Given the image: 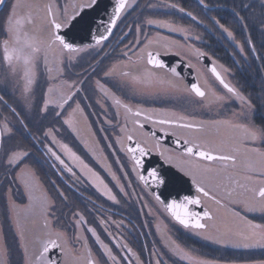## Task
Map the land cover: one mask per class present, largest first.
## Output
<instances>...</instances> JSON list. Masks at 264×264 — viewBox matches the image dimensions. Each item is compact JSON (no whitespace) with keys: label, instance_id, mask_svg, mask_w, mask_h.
<instances>
[{"label":"snow or ice","instance_id":"obj_1","mask_svg":"<svg viewBox=\"0 0 264 264\" xmlns=\"http://www.w3.org/2000/svg\"><path fill=\"white\" fill-rule=\"evenodd\" d=\"M198 2L203 5V0ZM134 6L135 0H109L108 4L104 3V0H75L71 13H68L65 6L48 3L43 6L44 16L38 17L31 10V6L23 4L22 0H11V3L9 0H0V9H8L7 14L0 19V28L3 29L4 37L0 39V67L4 69V72L0 73V181H8L19 193L17 199L21 203L12 200L9 211L14 215L17 234L22 241L21 247L25 253L23 264H67L65 260L56 261L49 257L48 254L52 248L60 249L63 255L74 259L78 264H133L127 256L118 255L119 252L130 253L136 257L137 264H145V261L140 258L141 253L134 251L122 237L118 238L109 232L107 235L112 243H106L95 227H89L86 231L95 238L98 250V255H94L87 235H83L80 231L88 224V220L79 210H73L70 213L71 221L77 229L75 233L69 235L67 231H57L52 220L56 200L44 187V182L34 167V164L43 165L47 161L58 178L62 179L66 174H70L69 179L73 183L82 182V176L99 196L106 197L108 201L117 205L121 203V199L131 198L132 193L135 192V189L131 192L126 190L131 187V181L123 180L122 182L121 179L127 177L129 172L121 171L120 175H117L116 172L109 171L112 180L116 181L113 187L117 191H113V187L109 186L99 172L85 163L69 143H65L57 136V133L61 131L57 127L59 123L74 139L78 140L81 135V119L83 118L87 123V114L84 109L89 105L82 107L80 101L76 99L77 94L85 90L81 86L85 85L89 78L87 72L83 78L70 82L68 79L62 80L65 76L77 75L71 72L76 54L86 53L95 48L103 50L102 46L113 36L114 29L118 26L117 22L122 19V16L129 14ZM203 6L207 7V5ZM23 7H28L29 11L21 15L18 10ZM163 7L184 13L194 21L198 20L193 13L186 11L178 4L165 3ZM57 9H59V15H56ZM238 19L243 21L245 18L238 17ZM143 23L159 25L182 36L190 33L189 28L176 25L174 21L145 18ZM199 23L203 22L199 21ZM214 23L223 30L227 38L235 42L243 53L244 44L235 40L233 30L221 24L219 20L214 19ZM261 25L264 30V21H261ZM194 38L201 39L199 35ZM85 41L90 42L85 43ZM134 43L139 44L140 41L137 40ZM152 43L148 41L139 55L134 53L135 60L128 56V52L132 49L126 45L127 51L124 55L127 60L117 61L103 69L102 78L94 81V87L89 95L81 97L85 100L92 98L93 102L99 105L100 114L97 119L102 118L103 123L98 131H105L104 124L119 130L122 135H116L114 143L120 145V151L125 152L130 160L129 171L135 173L145 187L151 188L155 201L163 205L169 213L170 223L175 222L183 229L190 230L208 240H215L219 244H233L235 247L244 248L264 247V223H255L247 219L250 213H258L260 218L264 219V186L258 189H245L250 192V196L233 201L234 204L240 205L241 211L245 213L243 216L240 212L233 213L234 216L239 217L245 227L237 229L234 234L230 230L226 231L220 237L208 235L213 227L208 221H213L215 215L207 207L201 211L196 210L194 206L201 205L199 195L196 197L185 195L183 199L179 198V194L177 198L163 197V191L174 190L183 176L189 177L199 193L218 205L221 202L215 195L210 194V189L222 190L223 194L232 197L235 189L224 184L221 179L224 169L213 165L216 162L235 165L237 155L232 153L239 152L240 147L248 141L264 142V95L256 97V102L250 96H244L238 88L226 82L225 74L233 75L231 70L223 68L224 74H222L217 64L210 62V72L222 86L221 90H226L232 97H237L242 102L240 111L232 112L231 117L225 120L203 121L197 120L194 115L155 120L144 108L125 102L123 97L135 98L146 95L143 85L152 82L166 83L169 88L179 94H190L194 104L203 105L211 96L210 103H214L220 112H223L228 97L218 94L207 82L203 86L199 82L183 84L182 69L178 71L177 67L167 65L162 59L161 51H147ZM245 43L250 41L246 40ZM251 48L254 51L255 45L251 44ZM53 50L58 51L59 55H55ZM195 54L198 58L207 59V54L199 49ZM165 69L172 75V78L167 81L160 80L158 75V70ZM96 71L92 68L93 75ZM53 72L55 76L50 75ZM104 78L109 79L112 87L102 82ZM41 80L45 84L43 90L40 89ZM61 80L62 87L67 91H58L52 86L51 81ZM117 93H121L122 96H118ZM190 96L183 95L182 98L187 100ZM73 104L75 107H72ZM109 108L112 109L111 119L107 115ZM146 124L175 126L193 135L178 137L175 144L180 151L178 155H172L170 150L162 147L154 131H144ZM221 124L241 134L237 146L231 148L228 154H224L226 148L224 144L213 143L203 135L210 126ZM32 129L36 131L33 132ZM89 134L93 137L95 135L92 132ZM9 141L15 142L9 144ZM25 141H30L31 147ZM82 146L95 156V144L90 145L85 141ZM34 148L43 152V159L36 155ZM245 150L259 151L258 149ZM113 151L115 152L116 149ZM153 152L162 157L167 164L174 166L183 176L171 175L163 166L149 168L147 158ZM116 159L119 162V157ZM53 160L62 167L51 163ZM123 167L124 165H119L120 169ZM77 170L81 175H77ZM48 183L56 189L57 195L62 200L68 199L55 180L49 179ZM69 187H72V184H69ZM239 187L244 186L239 185ZM156 189L161 191L158 192ZM12 191L13 189L9 188V192ZM88 199L90 200L91 197ZM21 211L33 217V223L38 222L42 229L41 234L36 236L39 247L32 253H29L26 242L27 230L20 217ZM148 212L154 215L151 208H148ZM98 219L99 224L104 226L106 231L108 220L102 216ZM56 220L58 221L59 218L56 217ZM156 229L159 232L160 225H157ZM233 235L236 240L232 239ZM161 246L165 251L153 248L147 264H168V260L165 259L166 254H170L169 259H172L174 264H181V262L230 264L227 261L195 256L192 254L195 249L181 246L167 233H162ZM259 264H264V261H260Z\"/></svg>","mask_w":264,"mask_h":264},{"label":"flooded vegetation","instance_id":"obj_2","mask_svg":"<svg viewBox=\"0 0 264 264\" xmlns=\"http://www.w3.org/2000/svg\"><path fill=\"white\" fill-rule=\"evenodd\" d=\"M136 1V0H135ZM138 1V0H137ZM11 3V0H9ZM22 3L25 5H30L31 10L38 17L44 16L43 6L52 3L56 5H63L67 8L68 13H71L69 10L72 9L71 3L74 5L75 0H22ZM68 3L70 4L68 7ZM21 15H24L29 11L28 7H23L18 10ZM8 12L7 8L1 9L0 11V19H2ZM134 10L131 9L129 14L126 16H122V19L117 22V28L114 29L113 36L110 37L109 41L105 42V45L101 48H95L86 53H78L76 54V60L73 61V67H71V72L76 73L77 75L65 76L63 79H68L69 82L71 80H75L78 78H83L85 72L88 74V79L84 87L83 92H79L77 94L76 99L80 101L81 106L89 105L85 107V113L87 114L86 120L82 118L80 123V132L81 135L79 139H74L72 135L68 133L66 128H64L59 123L57 127L61 129L57 136L60 140L65 143H69V145L73 148L74 151L80 155L85 163L90 165L96 172H99L100 175L105 179V181L109 184L110 187L115 185L116 181L112 180L109 175V171L116 172L117 175H120L121 171L129 172L127 177H122L123 180L131 181V187L126 189L131 192L132 189H135V192L132 193L131 198L125 200L121 199L120 204H115L114 202L108 201L106 197L99 196L98 193L90 186V184L83 180L81 176L82 182L73 183L72 180L69 179L70 174H66L62 179L58 178L56 172L49 167V162H45L43 165H40L39 169H43L46 178H42L41 180L44 182V187L48 190L49 194L56 200V209L54 210V217L52 218L54 227L57 231H67L69 235H72L77 231L74 227L70 213L73 210H79L88 220V224L81 229V233L83 235H87L88 243L92 247V251L94 255H98V250L95 244V238L91 233L86 231L89 227H95L97 232L100 234L101 239H103L106 243H112L107 233H112L114 236L118 238L122 237L123 241L126 242L130 247L133 248L134 251L140 252V258L147 261L151 258V251L153 248L159 251H165V249L161 246L162 244V233H167L171 239L176 240L177 243H180L181 246H187V248L195 249L192 253L195 256L207 259H216L221 261L230 262V264H259L261 260H236L229 259H219L216 257H212V246L222 245V246H231L233 248H244V247H235L233 244H219L216 243L215 240H208L202 236L196 235L194 232L183 229L182 226L175 224V222L170 223L171 217L169 213L163 208V205L158 204L157 201L152 196L151 190L143 185L141 181L137 179L135 173L129 171L130 168V160L127 158L125 152L120 151V145L114 143L116 135H122L117 128L112 127L111 125L104 124L105 131H98L100 125L103 123V119H97V116L100 114L99 105H96L93 102L92 98L89 99H81V97L88 96L90 90L94 87V81L96 79L102 78V70L106 69L109 65L116 63L117 61H126L127 57L124 55V52L127 51L126 45L132 49V51L128 52V56H131L133 60L136 59V55L140 54V50L145 47L148 41H152V45L147 48V51L159 50L162 52V56H174L176 58H181L185 61L189 66L192 65L194 67H190L193 69V73L197 82H199L202 86L207 82V84L213 86L218 94L226 95L228 99H230V103L228 107H238L242 105V102L237 97H232L230 93H227L226 90H221L222 86L219 85V82L215 80L213 74H211L209 67H207L205 58L197 57L196 50L207 54V59H210L211 62H215L218 66V70L223 73L222 65H219L213 53L216 49L215 45V28L213 19L210 20V24L213 26H209V36L211 41L210 50L204 49L200 46L201 39L205 38V35H202V32L199 27H188L183 26L175 22L176 25H181L185 28H189L190 31L194 32V34L189 33L188 35L182 36L180 33L171 32L170 29L160 27L159 25H139L138 22H135L134 16L139 17V12L136 15H133ZM56 15H59V9L56 10ZM154 19V18H153ZM159 20V19H156ZM166 19L162 20L165 21ZM167 21V20H166ZM137 26H139V31H137ZM131 29V31L129 30ZM3 29L0 28V39H3ZM199 35L201 37L200 40H196L194 37ZM164 38H167L166 40ZM139 40V44H135L134 42ZM166 50V54L165 53ZM55 55H59L58 51L53 50ZM97 53L98 61L100 62L99 67L96 69V74H92L89 70L90 66V56L94 53ZM134 53L136 55H134ZM107 54V55H106ZM51 60V56H50ZM167 65L170 67H176L175 62L173 60L168 62ZM178 71L180 70L177 67ZM125 71L127 69H124ZM4 69L0 67V73H3ZM205 73L208 75L205 76ZM50 75L55 76V72ZM158 75L160 80L167 81L172 78L171 73L167 72V70H158ZM183 79V84L189 85L187 79H185L183 73L181 72ZM226 82L230 83L232 86L239 89L241 94H244V91L237 84L235 80L230 78L227 74H225ZM61 81H51V84L58 91H67L66 88L62 87ZM102 82L108 84L109 87H112L111 83H109L108 78L102 79ZM158 84V85H157ZM162 86V88H161ZM45 84L43 80L40 83V89L43 90ZM146 95L137 96L135 98L131 96H124L123 99L125 102L130 103L134 106H139L144 108L149 114L153 116L155 120L173 118V116L178 117L176 113L167 112L170 105L174 106L176 104L177 107L181 106L187 108L185 105L186 100L183 99V95L190 94H179L174 90L168 87L166 83L152 82L145 83L143 85ZM213 89V88H212ZM213 89V90H215ZM215 90V91H216ZM222 92V94H221ZM40 92H37L39 96ZM98 95H102L99 94ZM118 96H122L121 93H117ZM7 99V97H6ZM159 99V102H157ZM189 99H192L190 96ZM187 99V100H189ZM199 99V98H195ZM212 100L211 96L209 100H206L204 104L211 106L214 103H210ZM170 102V105H166V103ZM175 102V104H174ZM227 104V103H226ZM72 107H75L73 104ZM71 111V109H69ZM172 111V110H171ZM108 118H112V109L109 108L107 112ZM204 115V114H203ZM202 115V116H203ZM181 116V115H179ZM201 116V117H202ZM208 116V115H206ZM225 118V117H223ZM228 119V118H227ZM213 121L219 120V118H211L209 116L208 119L203 121ZM225 120V119H223ZM47 124V121H45ZM221 126H224L221 124ZM163 128V131H161ZM150 129L154 130L155 133L162 134L164 138L177 139L180 136H191L192 133H188L184 129L176 128L175 126H167V125H152L146 124L144 131L148 132ZM36 129H34V132ZM90 132L95 133L94 137L90 136ZM111 133H115V135H111ZM175 133V135H173ZM226 133H229L226 135ZM107 134V136H106ZM207 137L211 142L216 144H224L226 146L225 153L228 154L231 148L237 146L238 138L240 137V133L227 127L226 130H222V128L217 126H210L206 132L203 134ZM106 137V138H105ZM158 138V137H157ZM162 147L170 150V154L178 155L180 149L164 142L160 138ZM87 141L90 145L95 144V156H93L90 152H87L83 148V143ZM111 142V144H110ZM254 141H248L245 145L240 147V151L236 153H232L237 155V161L235 165L227 164L225 165L222 162H216L214 167L224 169L222 175V181L224 184L228 185L230 188L235 189L231 199H245L250 196V192L245 189H258L261 186H264V152L262 149L253 145ZM110 145V146H109ZM113 149H116L114 152ZM245 149H258L259 151H250ZM36 152V155L43 159V152L38 149H33ZM157 156H159L156 152H153ZM117 157H119V162H117ZM162 158V157H161ZM163 159V158H162ZM51 163H55L57 167H62L55 162L54 160ZM124 165L123 169L119 168V165ZM171 166V165H170ZM36 168V166L34 165ZM74 167V166H73ZM74 170L75 167H74ZM77 175H81L77 170ZM55 180L56 184L64 191L65 195L68 197L67 200H62L56 192V189L48 183V180ZM238 182V183H237ZM69 184H72V187H69ZM239 185H243L241 188ZM14 190L13 187H10ZM113 191H117L115 187H113ZM210 194L215 195L217 200H220V204H224L227 206V211L225 213H234L238 212L232 203L228 200H225L221 197H228L223 194L222 190L210 189ZM200 198H202L203 205L207 207L210 211H212L216 218V211L210 205L209 202H214L206 197L208 200H204L205 196L203 194L197 192ZM91 197L89 200L88 198ZM222 198V199H221ZM13 200V199H12ZM16 201V200H15ZM143 201V203H142ZM16 203H21V201H16ZM236 205V204H235ZM148 208L152 209L153 214H149ZM240 213L245 214L241 209ZM243 214H241L243 216ZM103 217L108 220V225L105 231L104 226L99 224V217ZM21 220L23 221L25 228L27 230V243L29 247V253L36 251L39 247L36 242V236L40 235L42 229L39 227V223H33V217H31L27 212H20ZM56 217L59 220H56ZM112 221H116V223H112ZM121 221L123 223H121ZM213 227L209 231L208 235H212L214 237H220L217 233V222L216 219L213 221H208ZM160 225V231L158 232L156 226ZM227 226H224L225 229L233 228L230 221H227ZM245 225L243 222L239 223V228L243 229ZM0 264H11L10 256L11 252L8 247V238L7 236H14L15 241L20 249V260L21 264H23L24 251L21 247L22 241L20 240L17 230L14 224V215L9 211V204L7 206V199L5 195V190H0ZM220 229V228H219ZM170 230V231H169ZM222 235L224 233H221ZM245 249H263L264 247H251ZM114 251L116 249L114 248ZM53 249L49 252V257L52 260L60 261L65 260L67 264H78L74 259L63 255L60 249L55 248L54 258H52L51 254ZM118 255L127 256L133 264H137V260L135 256H132L130 253L119 252ZM170 254H166L165 259L168 260V264H174L172 259H169ZM258 261V262H255ZM181 264H189V262H181Z\"/></svg>","mask_w":264,"mask_h":264},{"label":"trees","instance_id":"obj_3","mask_svg":"<svg viewBox=\"0 0 264 264\" xmlns=\"http://www.w3.org/2000/svg\"><path fill=\"white\" fill-rule=\"evenodd\" d=\"M153 3L155 4L153 5ZM165 3L180 5L186 11L193 13L198 20L194 21L192 18L185 16L184 13L163 7ZM203 5H207V7ZM203 5L198 0H136L133 7L136 13L133 15L139 12V17L134 16L135 22H138L139 25L145 24L143 23L145 18H154L174 21L185 27H199L202 35L206 36L201 39L200 46L208 51L213 46L209 36V26H213L212 23L210 24L211 19H213V22L214 19L219 20L221 24L232 29L235 40L244 44V52H240L235 42L231 38H227L223 30L214 23L216 49L213 56L216 57L219 65L231 70L233 75L228 76L237 82L244 91L245 96H250L256 102V97L264 95V30H262L261 25V21H264V0H203ZM238 17H244L245 19L241 21ZM199 21L203 23H199ZM246 40L250 43H245ZM251 44L255 45L254 51ZM98 58L96 52L90 56V72H92V68L97 69L99 67ZM32 131L34 132V129ZM14 142L9 141V144ZM25 143L31 147L30 141H25ZM34 165L36 169H39L40 164ZM38 172L42 178H46L43 169H39ZM9 187L15 189V186L9 184L8 181H0V190H5L6 193ZM248 217L255 223H264V219H261L259 214L250 213ZM7 238V245L11 252V264H21L20 249L15 237L11 235ZM211 248L213 258L224 260L236 258L238 261L264 259L263 249L248 250L218 244L217 246L211 245Z\"/></svg>","mask_w":264,"mask_h":264},{"label":"rangeland","instance_id":"obj_4","mask_svg":"<svg viewBox=\"0 0 264 264\" xmlns=\"http://www.w3.org/2000/svg\"><path fill=\"white\" fill-rule=\"evenodd\" d=\"M135 3H136V1H135ZM154 4L155 3H153V5ZM69 5L70 4L68 3L67 7ZM71 7H73L72 3H71ZM69 10L71 11L72 9L69 8ZM190 33L194 34V32H192V31H190ZM205 76H207V78H208V75L206 73H205ZM161 88H162V86H161ZM212 88L215 89L213 86H212ZM216 92H217V90H216ZM221 94H222V92H221ZM186 101L187 102H186L185 105H187L186 106L187 108H184V107H181V106L177 107L175 102H174V104H175L174 106H171L170 102L166 103V105H168V104L170 105L168 107L170 109H168L167 112H170L171 114L172 113H176L178 116L179 115H185V116L194 115L197 120H203V119L206 120V119L209 118V116H211V118L213 117V118H219V120H223V119L230 118L232 112H234V111L238 112V111H240V108H241V106H238V107H234V106L230 107L229 106L228 107V104L230 103V99L227 100V104L225 105L223 112H220L219 108L215 104L211 105V106H208L206 104H203V105L194 104V103H192V99H189V100H186ZM157 102L160 103L159 99H157ZM206 115H208V116H206ZM223 117H225V118H223ZM219 126L222 128V130L223 129L224 130L227 129V126H225V127L221 126V125H219ZM228 134L229 133H226V135H228ZM252 144L257 146L258 148L262 149V151L264 152V142H262L261 140H256ZM9 188L7 189V191L5 193L6 199H7V205L10 204L12 199L20 202V200L17 199L19 193L15 189L12 192H9ZM221 197L223 199H225V200H228L230 203L234 204L233 203L234 200L231 199V197H223L222 195H221ZM204 200L207 201L208 199L205 197ZM209 203L215 209V211L217 213L215 219H216V222H217L216 229H217V233L219 234V236L222 235L221 233H225L226 231H229V230L231 231V233L234 234L237 231V229H241V228H239V223H241L242 221H240L239 217L234 216L233 212L229 213V211H228V213H225V210L226 211L228 210L227 206H225L224 204L223 205L222 204L218 205L215 202H209ZM238 206L240 207V205H238ZM240 214H243V213H240ZM255 214H258V213H255ZM243 215H245V214H243ZM247 219L251 220L248 217V215H247ZM227 221L231 222L230 226H232L233 228H227V229L224 228V226H227L226 225ZM0 233H1V228H0ZM232 239L236 240L234 235L232 236ZM255 262H258V261H255ZM254 264H256V263H254Z\"/></svg>","mask_w":264,"mask_h":264},{"label":"water","instance_id":"obj_5","mask_svg":"<svg viewBox=\"0 0 264 264\" xmlns=\"http://www.w3.org/2000/svg\"><path fill=\"white\" fill-rule=\"evenodd\" d=\"M104 3L108 4L109 0H104ZM0 11H1V9H0ZM101 31H103V29H101ZM88 42H90V41H85V43H88ZM162 59H164L166 64L168 62L170 63V61L173 60L175 62L176 67H178L180 70L182 69V73H183L185 79H187L189 85L192 82H197V79H195V76L193 73V69L190 68L189 65L186 64L185 61L182 60L181 58H176L174 56H162ZM205 62H206L207 67H209L211 60L205 59ZM150 131H154V130L150 129ZM156 136L158 138H160L161 140H163L164 142L179 148L175 144V139L164 138V136H162V134H159V133L158 134L156 133ZM147 166L149 168L152 166H157V167L163 166V168L166 169L169 174L176 175V176H183V174L179 173L178 170L174 166H170L160 156H157L154 153H152L147 158ZM147 188L151 189L149 187H147ZM156 190L158 192L161 191L160 189H156ZM177 194H179L180 199H183V196H185V195H189L192 197L198 196L196 186L192 183L191 179L187 176H183V178L178 182V184L176 185V188L174 190H164L163 191V197L170 198V199L171 198H177ZM194 207L196 208L197 211H201L204 208L202 202H201V205H197ZM52 249H53V252H52L51 256H52V258H54L55 248H52Z\"/></svg>","mask_w":264,"mask_h":264}]
</instances>
